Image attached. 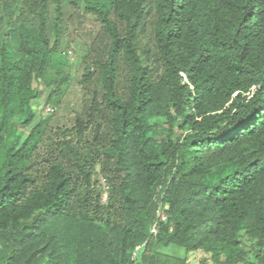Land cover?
Listing matches in <instances>:
<instances>
[{"label": "trees", "instance_id": "16d2710c", "mask_svg": "<svg viewBox=\"0 0 264 264\" xmlns=\"http://www.w3.org/2000/svg\"><path fill=\"white\" fill-rule=\"evenodd\" d=\"M81 14L102 31L79 63L85 103L59 123ZM198 250L264 264V0H0V264Z\"/></svg>", "mask_w": 264, "mask_h": 264}, {"label": "rangeland", "instance_id": "374dc122", "mask_svg": "<svg viewBox=\"0 0 264 264\" xmlns=\"http://www.w3.org/2000/svg\"><path fill=\"white\" fill-rule=\"evenodd\" d=\"M101 30L100 23L93 15L81 14L74 17L69 22L67 30V50L64 62V71H66L71 79L70 85L63 95L62 104L56 107L54 118L59 123H71L73 116L78 110H81L82 105L85 103V97L82 92L78 79L81 76L82 69L80 61L83 55L87 52V46L92 38ZM48 90H41L39 99L34 101L37 111L41 112L48 104ZM155 122L164 123L166 118L156 117ZM163 251L173 255H185V251L177 246L169 245L163 247ZM188 264H215L209 259L207 254L201 250L190 253Z\"/></svg>", "mask_w": 264, "mask_h": 264}, {"label": "built area", "instance_id": "2783aa9c", "mask_svg": "<svg viewBox=\"0 0 264 264\" xmlns=\"http://www.w3.org/2000/svg\"><path fill=\"white\" fill-rule=\"evenodd\" d=\"M45 109H46V111H51L52 110V108L49 105H47ZM102 200L103 201L107 200V190H106V188H104V193H103ZM167 217H168V214L166 213L165 208H162L160 206L158 208V210H157L156 219H155V221L153 222V224L151 226V232L156 234L158 232L160 223L164 222L167 219Z\"/></svg>", "mask_w": 264, "mask_h": 264}]
</instances>
